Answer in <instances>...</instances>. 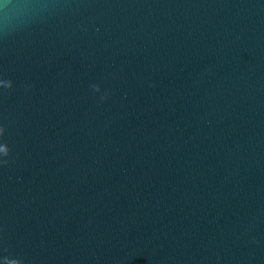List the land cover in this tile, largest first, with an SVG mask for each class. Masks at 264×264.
I'll return each mask as SVG.
<instances>
[{
	"label": "water",
	"instance_id": "obj_1",
	"mask_svg": "<svg viewBox=\"0 0 264 264\" xmlns=\"http://www.w3.org/2000/svg\"><path fill=\"white\" fill-rule=\"evenodd\" d=\"M0 264H264V0H0Z\"/></svg>",
	"mask_w": 264,
	"mask_h": 264
},
{
	"label": "clouds",
	"instance_id": "obj_2",
	"mask_svg": "<svg viewBox=\"0 0 264 264\" xmlns=\"http://www.w3.org/2000/svg\"><path fill=\"white\" fill-rule=\"evenodd\" d=\"M5 163H6V161H5Z\"/></svg>",
	"mask_w": 264,
	"mask_h": 264
}]
</instances>
